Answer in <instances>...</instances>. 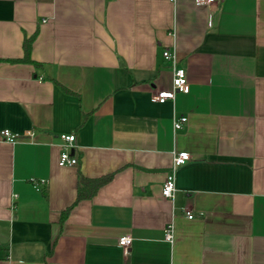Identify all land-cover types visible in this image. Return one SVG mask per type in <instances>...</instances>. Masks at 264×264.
Instances as JSON below:
<instances>
[{"label":"crops","instance_id":"obj_1","mask_svg":"<svg viewBox=\"0 0 264 264\" xmlns=\"http://www.w3.org/2000/svg\"><path fill=\"white\" fill-rule=\"evenodd\" d=\"M166 49L189 92L154 103L172 89ZM4 129L18 139L0 135V264H264V0H0ZM80 174L113 176L60 223Z\"/></svg>","mask_w":264,"mask_h":264},{"label":"built area","instance_id":"obj_2","mask_svg":"<svg viewBox=\"0 0 264 264\" xmlns=\"http://www.w3.org/2000/svg\"><path fill=\"white\" fill-rule=\"evenodd\" d=\"M120 1V0H115ZM176 2V0H173ZM218 0H195V4L197 6H206V5H212L217 3ZM175 36V34H173ZM163 58L170 63L172 74H173V80H172V89L170 90H163L155 93L152 96V102L154 103H165L168 100H174L175 95L177 93H188L189 92V82H188V76L187 71L184 67H182L178 61L177 57V51L176 49H166L163 52ZM187 117L182 116L180 118H175L174 120V129L180 130L183 128V125L187 122ZM0 135L3 138V140L15 143L17 142L18 136L16 134H13L10 130L4 129L0 131ZM60 139L62 141L61 143V154L59 158V165L61 167H74L78 163V159L76 155L72 154V151L75 150V142H76V136L74 134H62L60 135ZM191 160V155L188 152L182 151V152H175L173 154V160L172 165L170 167V171L166 177L165 182L162 186V195L167 199H173L175 196V193L177 191V172L185 166L188 162ZM46 182H37V187H40L41 185H44ZM17 198V195L13 196V199L15 200ZM186 216L188 219H193L194 214L185 209ZM165 239L168 242L174 241V224L171 223L167 226L165 230ZM133 243V238L130 236H124L121 237L118 240L119 246L123 249L124 254H128L129 249Z\"/></svg>","mask_w":264,"mask_h":264},{"label":"trees","instance_id":"obj_3","mask_svg":"<svg viewBox=\"0 0 264 264\" xmlns=\"http://www.w3.org/2000/svg\"><path fill=\"white\" fill-rule=\"evenodd\" d=\"M36 37V34L30 38H26L23 44L24 47V58L21 59L23 62H34L31 59L33 41ZM112 174L100 177V178H86L82 174L79 175L77 194L74 203L63 210L60 214V223H63L68 217L70 211L81 201L89 200L100 190L101 187L109 183L112 179ZM43 193L45 194L44 188H42Z\"/></svg>","mask_w":264,"mask_h":264},{"label":"water","instance_id":"obj_4","mask_svg":"<svg viewBox=\"0 0 264 264\" xmlns=\"http://www.w3.org/2000/svg\"><path fill=\"white\" fill-rule=\"evenodd\" d=\"M72 154L75 155V150L72 151Z\"/></svg>","mask_w":264,"mask_h":264}]
</instances>
